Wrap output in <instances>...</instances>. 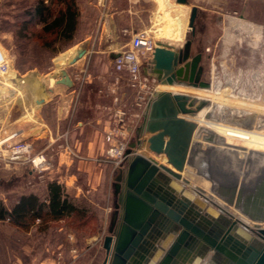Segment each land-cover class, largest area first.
I'll return each mask as SVG.
<instances>
[{"label":"rangeland","instance_id":"374dc122","mask_svg":"<svg viewBox=\"0 0 264 264\" xmlns=\"http://www.w3.org/2000/svg\"><path fill=\"white\" fill-rule=\"evenodd\" d=\"M173 1L176 3V0ZM188 1L185 6L190 10L189 20L192 7L194 5L198 7L195 27L193 30L189 26L184 42L173 44V46L181 47L186 40H192L191 53L192 55L202 54V78L211 82V89L216 85L218 89L226 88L235 100H245L247 97L245 101L264 103V0ZM37 2L38 0H0V45L6 49L14 70L9 80V87L19 89L18 86L26 84L21 81V78L33 73L40 81L36 82L42 96L40 101L47 99L37 106L29 89L24 91L26 94L12 96L0 88V98H2L0 140L16 134L0 147V150L3 148L2 153L5 155L0 157V200L9 207L22 194L36 193L44 197L47 192V183L52 180L65 183L71 170L65 169L66 162L60 161L61 148L65 142L59 144V153L48 150L47 154L52 165L42 172L34 170L31 163L14 162L7 156V145L19 140L30 141L36 151L47 148L46 134L41 128L45 126L44 123L50 124L54 116L47 79L51 75H61L63 68L67 71L71 70L68 63L60 69L57 62L58 57L66 54L70 49H66L65 43L57 42L54 45L61 48L60 51H55L53 48L45 50L41 46V41L36 35L41 24L37 20L31 21L28 17V12ZM76 2L81 16L75 40L89 35L91 40H95L93 47L95 51L99 49L98 40L105 18L109 17L113 22L115 17L113 15L115 13L119 15V12L125 13V17L129 18H133L132 15L139 12L141 15L139 24L158 39L156 33L150 31L154 28L156 7H158L155 0H76ZM26 20L31 23L25 30L26 22L24 21ZM126 21L125 18L123 24H119L124 25ZM128 40L129 37L121 30L117 35L113 34L111 39L101 42V47L109 45L110 42L123 45ZM164 42L169 43V41ZM101 64L105 65L109 73L108 78L104 80V85L111 84L112 78L116 75L113 61L110 57L104 56ZM89 65L90 70H93V59ZM143 66L146 67L147 62H144ZM159 83L156 78L155 89ZM177 87L180 88L175 91L186 92L197 97L200 96L198 90H202L185 85ZM20 90L23 91L21 88ZM132 91L135 99V91L133 89ZM208 104L211 106L204 113V118L222 120L246 128L257 125L264 128L263 113H253L251 110L239 107L225 108L223 105L212 104V101ZM28 111H32L34 116L29 120L23 119ZM134 112L140 113L141 110L137 109ZM142 121L143 115L135 119L136 128ZM198 124L193 159L195 158L199 163L206 157L207 170L217 180L223 183L237 182L245 188L247 193L254 192L264 179V153L226 144L220 134L204 124ZM136 128L132 139L134 143L138 139ZM210 138L213 140L210 141ZM143 146H137L135 150L146 155H154L147 148V144L146 149ZM65 155L67 154L64 152ZM158 159L160 161L161 157ZM104 166L107 168L104 171L101 191L85 192L86 194L79 198V203L88 208L86 222V218H64L50 222L45 228L41 226L40 221H37L29 230L19 228L8 220L1 222L0 264H33L41 260L53 264L59 251L63 253L67 264H103L107 257L103 246L104 238L109 234L115 211L114 204L117 202L114 181L116 171L112 170V166ZM188 170H192L193 174L190 177L187 173L183 175L189 180L187 185L202 187L205 193L209 194L211 181L199 173L193 165H189ZM207 182L209 185L206 184ZM219 201L226 204L221 199ZM227 208L244 217L251 225L257 223L241 213L234 205H228ZM259 223L264 226V221Z\"/></svg>","mask_w":264,"mask_h":264},{"label":"water","instance_id":"95a60500","mask_svg":"<svg viewBox=\"0 0 264 264\" xmlns=\"http://www.w3.org/2000/svg\"><path fill=\"white\" fill-rule=\"evenodd\" d=\"M197 14L194 5L189 20L193 30ZM86 51L80 46L70 63ZM191 51L189 39L181 47L157 41L149 73L164 85L210 89L211 82L202 78V54ZM61 71L56 82L72 87L69 72ZM208 102L186 92L156 91L137 128V142L131 143L126 163L116 168L117 202L104 238L103 264H264V226L259 223L264 221V179L247 193L237 182L212 176L206 157L199 163L192 157L196 115ZM145 142L156 157L135 151ZM162 155L169 157L167 164L159 161ZM188 165L211 181L209 194L187 186L183 172ZM228 205L257 223L251 225Z\"/></svg>","mask_w":264,"mask_h":264},{"label":"crops","instance_id":"0c3cea01","mask_svg":"<svg viewBox=\"0 0 264 264\" xmlns=\"http://www.w3.org/2000/svg\"><path fill=\"white\" fill-rule=\"evenodd\" d=\"M116 14L117 13L113 15L115 16L113 22L109 17L107 19L105 18L103 22L100 38L98 40V51H95L93 48L95 40H91L89 35L76 40L75 44L67 51V53H75L80 46L85 47L87 50L85 55L76 62L68 63L71 69L68 72L73 81L72 87L57 82H55L54 85H50L47 81L50 89L48 91L49 98H52L50 103L53 105L54 116L50 124L47 125L44 123L45 126L41 128L46 134L45 146L48 147L47 153L48 150L59 153V144L65 142L64 134L69 131L70 143L81 153L82 157L69 159L67 155L64 156V150L61 148L63 151L61 150L60 152L62 153V155L60 154V161L66 162L67 165L65 169H71L65 183L62 184L65 186L66 192L78 202H80L79 198L86 194L85 192H99L102 188L104 171L107 167L97 163L95 158L101 156L105 151L104 134L113 121L108 112L104 109L106 105L113 104L115 93H112V89H116L117 94L121 97L122 104L130 106L132 111L137 110L133 107L134 92L128 85V77L125 74L116 72L114 68L116 56L124 49L131 35H126L129 37V40L123 45H115L110 42L109 45H104L102 48L101 42L111 39L113 34L117 35L118 32L124 29H128L132 32L144 31L146 29L139 24L141 19L139 12L134 14L136 17L132 15L133 18L125 17V13L122 12H119V15ZM125 18L127 21L124 22V25H120L119 23H122ZM170 44L173 45L172 43ZM104 56H108L112 59L114 72L116 73L115 77L112 78L111 84L109 83L107 85H104V80L108 78L107 76L109 73L105 65L101 64ZM91 59H93V70H90L89 65ZM85 67L88 68L90 77L84 84L80 95H78L74 75ZM147 67L148 66H143L145 73L150 72V67ZM54 77L58 79L61 75L56 74ZM28 79L27 77H23L21 81L28 83ZM131 91L133 94H131ZM41 97L40 95V98ZM40 98L38 106L41 105ZM112 170L116 171L114 168H112ZM185 173L190 177L193 171H187L186 169ZM185 173L184 175H186ZM187 186L195 187L192 185Z\"/></svg>","mask_w":264,"mask_h":264},{"label":"built area","instance_id":"2783aa9c","mask_svg":"<svg viewBox=\"0 0 264 264\" xmlns=\"http://www.w3.org/2000/svg\"><path fill=\"white\" fill-rule=\"evenodd\" d=\"M123 33L125 35L130 34V40L116 56L114 68L116 72L125 74L128 77V85L135 91L133 107L140 109L141 112L133 113L130 106L122 104L121 97L117 94L116 89H112V93H115L113 104L106 105L104 109L113 121L104 134L105 151L101 156L95 158V160L99 164L110 165L114 169L123 166L127 161V151L133 142L132 139L136 128L135 119L143 115V112L154 98L156 81L153 75L145 73L143 64L147 62V66L150 67L153 53L157 46V39L150 35L147 30L132 32L124 29ZM10 66L11 63L7 51L0 45V83L4 78L3 75L9 71ZM89 77L90 73L87 67L74 75L78 95H80ZM69 135V131L64 134L65 145H62L64 152L70 159L81 158V153L70 143ZM13 137L8 136L2 139L0 146L2 147V144L7 143ZM7 148V156L11 161L31 163L33 169L38 172L45 171L52 165L47 154L48 147L36 151L30 141L19 140L11 144L9 143ZM2 151L3 148L0 150V157L4 155ZM54 259L55 262L53 264H67L61 251L58 252ZM33 264L50 263L41 260Z\"/></svg>","mask_w":264,"mask_h":264},{"label":"bare ground","instance_id":"6f19581e","mask_svg":"<svg viewBox=\"0 0 264 264\" xmlns=\"http://www.w3.org/2000/svg\"><path fill=\"white\" fill-rule=\"evenodd\" d=\"M155 1L158 3V7H156L157 10H156V17L154 21L155 22L154 28L153 30H150V31L156 33V38H158L157 40L159 41H163V42L169 41V43H172V44H182V42H184L185 40L186 32L189 28L188 20H189L190 10L184 4L174 3L173 0H155ZM76 53L77 52L75 51V53L70 52V53L60 55L57 59L59 68L61 69L62 66L66 65V63H70V61L76 55ZM13 71L14 70L12 66H10L9 71L5 75H3L4 78L2 79V82H1L2 84L0 88H3L7 94L12 95V96L22 95L23 93H25L24 91L26 89H29L31 90V93L33 94L34 103L38 106L39 98L41 95L39 91V85L36 83L39 81L38 77L33 75V73L32 75H28L27 78L29 79H28V83H26V86L25 85L22 86L20 84H19L20 86H18L21 89H23V91L20 90V88L10 89L9 80H10V77ZM47 81L48 83H50V85H54V83L56 82V79L53 75H51L48 77ZM177 86L178 85L169 86V85H164L162 83H159L157 85L155 93L156 91H159V90H171V91L177 92L178 91L177 89L180 88ZM199 89H202V88H199ZM198 91H199L198 93H200V96H198L199 100L207 99L210 102L212 101V104H217L220 106L223 105L225 108L239 107V108L251 110L253 113H263L264 114V103H261V102L252 103L253 101L252 102L245 101L247 97L245 98V100H235V97L233 99V96L231 95L229 91L226 90V88L225 90L221 88L218 89L217 86L215 85L213 89L211 88L202 89ZM0 101H2V98H0ZM210 106L209 104H207L196 115V120L198 121V123H200L201 125L204 124L210 129H212V131H215L216 133L220 134V137L221 136L223 137L224 143L226 144L236 146V148L243 147L244 150H248V151L252 150L255 152L260 151L264 153V128L263 127H260L257 125V126H253V128L252 127L246 128L238 124L226 123V122H223L222 120H211L212 118L208 119V117L204 118L203 115L210 108ZM33 116L34 115L32 114V111H28V113L24 114L23 119L29 120V119H32ZM10 136L15 137L16 134H11ZM1 141L2 140H0V145H1ZM143 144H144L143 148L146 149L147 143L145 142ZM160 157H161L160 162L167 164L169 157L166 155H162ZM188 167L189 165L187 166V168ZM184 173L185 171L183 172V175ZM206 184L209 185V182H207ZM237 196H238V192L236 193L235 199L237 198Z\"/></svg>","mask_w":264,"mask_h":264},{"label":"trees","instance_id":"16d2710c","mask_svg":"<svg viewBox=\"0 0 264 264\" xmlns=\"http://www.w3.org/2000/svg\"><path fill=\"white\" fill-rule=\"evenodd\" d=\"M80 16L81 12L76 0H38L28 12L31 21L37 20L41 24L36 33L41 46L45 50L53 48L55 51L61 49L54 47L57 42L65 43L66 49L74 45ZM31 21H24L25 30L29 28ZM71 217L86 218V222L88 208L72 198L58 180L47 183L44 197L36 193L22 194L11 207L0 200V223L8 220L25 230H29L37 221L46 228L50 222Z\"/></svg>","mask_w":264,"mask_h":264}]
</instances>
